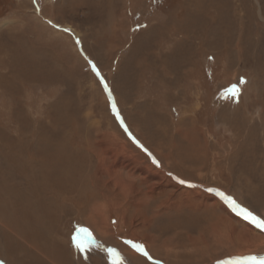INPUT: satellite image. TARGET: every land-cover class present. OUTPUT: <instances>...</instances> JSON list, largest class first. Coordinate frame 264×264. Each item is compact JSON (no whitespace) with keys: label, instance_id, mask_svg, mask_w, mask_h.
I'll use <instances>...</instances> for the list:
<instances>
[{"label":"rangeland","instance_id":"rangeland-1","mask_svg":"<svg viewBox=\"0 0 264 264\" xmlns=\"http://www.w3.org/2000/svg\"><path fill=\"white\" fill-rule=\"evenodd\" d=\"M15 155L66 200L0 191V264H262L264 0H0Z\"/></svg>","mask_w":264,"mask_h":264},{"label":"bare ground","instance_id":"bare-ground-1","mask_svg":"<svg viewBox=\"0 0 264 264\" xmlns=\"http://www.w3.org/2000/svg\"><path fill=\"white\" fill-rule=\"evenodd\" d=\"M7 141V140H6ZM16 150V149H15ZM7 156H10V153L7 154ZM7 162H8V170H10L9 173L6 174H2L1 175V185H0V191L4 194H7L8 197L11 198L12 194L17 195L15 197V200L18 202H20V204L24 205H28L29 202H33L35 201V199L37 198L35 193L39 192H43L46 194L50 193V188L46 186V182H44V176L41 172L40 166L38 165V162L35 160H31L30 157L26 158V159H22L21 156H12L10 158H7ZM54 164V163H53ZM63 166V165H60ZM59 166V167H60ZM58 167V168H59ZM44 171V170H42ZM49 171V170H48ZM52 172V171H51ZM61 172V171H60ZM59 172V173H60ZM55 173V172H54ZM66 173V172H64ZM45 174V173H44ZM48 174V173H47ZM69 174V172H68ZM50 175H54V174H50ZM63 175V174H62ZM65 176V175H64ZM54 177V176H53ZM62 178V177H61ZM64 178H67L66 176ZM65 180V179H64ZM67 181V180H66ZM63 183V182H62ZM68 184V183H67ZM63 187V186H62ZM61 187V188H62ZM31 188L36 189L37 191L35 192V190H31ZM55 190V189H54ZM28 191V192H27ZM56 191V190H55ZM58 191V190H57ZM59 192V191H58ZM68 193V192H67ZM85 193V192H84ZM45 195V194H44ZM51 197L53 199V201H58L59 197L60 200L62 199V201L66 200V197L61 196L60 194L58 195L57 193H50ZM49 197V196H48ZM44 199V198H43ZM0 204L2 207H4V201L2 202V198L0 197ZM49 201L51 199H48ZM59 200V201H60ZM45 201V200H43ZM18 202V203H19ZM46 202V201H45ZM51 202V201H50ZM55 203V202H54ZM49 204V203H48ZM47 204V205H48ZM53 204V203H52ZM63 204V203H62ZM61 204V205H62ZM213 205V204H212ZM0 206V207H1ZM46 206V205H45ZM51 206V205H50ZM53 206V205H52ZM56 206V205H55ZM59 206V204H58ZM57 206V207H58ZM56 207V208H57ZM206 207V206H205ZM215 207V206H214ZM49 208V207H48ZM208 208V207H207ZM55 209V208H53ZM225 213H226V217H222L220 218V221H222V225L223 227H225L226 225L230 224L231 221L235 218L233 214L228 212V209H224ZM4 212L1 213L0 217H4L3 215ZM240 214V213H239ZM241 218H237L238 220H240V223L243 224L245 226V236L249 235L248 238H250L247 243L251 240V238H253L257 244V246L259 245H264V236L261 234H258L256 232V230H254V228H252L249 224H245L243 222L247 221L250 222L251 219L245 218V216L240 215ZM6 219H2V221H4ZM245 220V221H244ZM219 222V221H218ZM219 225V224H218ZM255 225V223H254ZM230 226V225H229ZM2 227V226H1ZM233 227V226H232ZM242 227V226H241ZM260 229L264 230V227H259ZM218 229V228H217ZM230 230H232L234 232L233 228H230ZM237 230V229H236ZM231 232V231H230ZM237 232V231H236ZM241 232V231H240ZM240 234H243L242 232ZM244 238V237H243ZM253 242V243H254ZM245 245V244H244ZM251 245V244H250ZM250 247V246H249ZM261 253V252H260ZM259 256V255H258ZM141 261V260H140ZM261 261V260H260ZM261 263V262H260Z\"/></svg>","mask_w":264,"mask_h":264},{"label":"snow or ice","instance_id":"snow-or-ice-1","mask_svg":"<svg viewBox=\"0 0 264 264\" xmlns=\"http://www.w3.org/2000/svg\"><path fill=\"white\" fill-rule=\"evenodd\" d=\"M235 94V92H234ZM246 213V217L245 218H251V220L257 224L258 227H264V220H260L257 217L253 216L251 212H248L247 210H244ZM74 240L76 239L75 237L73 238ZM77 248H80L81 245L79 243L76 244ZM110 253L113 252L114 250L109 249L108 250ZM262 264H264V262H262Z\"/></svg>","mask_w":264,"mask_h":264}]
</instances>
